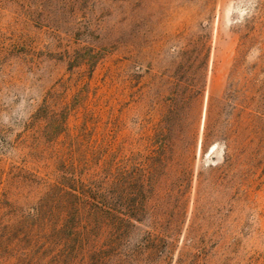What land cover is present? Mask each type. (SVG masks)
Returning a JSON list of instances; mask_svg holds the SVG:
<instances>
[{"label": "rangeland", "instance_id": "374dc122", "mask_svg": "<svg viewBox=\"0 0 264 264\" xmlns=\"http://www.w3.org/2000/svg\"><path fill=\"white\" fill-rule=\"evenodd\" d=\"M65 165L125 217L186 193L125 264H264V0H0V264L42 262L28 214Z\"/></svg>", "mask_w": 264, "mask_h": 264}, {"label": "trees", "instance_id": "16d2710c", "mask_svg": "<svg viewBox=\"0 0 264 264\" xmlns=\"http://www.w3.org/2000/svg\"><path fill=\"white\" fill-rule=\"evenodd\" d=\"M44 111L56 118L57 113L50 112L46 105ZM60 115L61 127L65 128L70 111L65 109ZM75 173V169L69 170L65 165L53 183L44 185L46 190L57 194L59 202L45 210L44 199L40 198L31 208L33 213L28 214L25 243L28 249H39L44 253L38 264H125L123 251L129 233L135 223L143 224L145 220L150 229L147 231V249L157 251L161 244L171 245L165 238L177 233L183 223L184 191L180 193L181 204L174 208L173 216L165 219L154 214L161 206L146 197L138 203L141 209L152 211L146 219L125 217L122 201L115 200L106 207L96 205L91 184Z\"/></svg>", "mask_w": 264, "mask_h": 264}]
</instances>
